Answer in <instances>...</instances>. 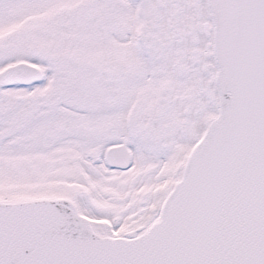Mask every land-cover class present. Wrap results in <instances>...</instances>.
Masks as SVG:
<instances>
[{"label": "snow or ice", "instance_id": "obj_1", "mask_svg": "<svg viewBox=\"0 0 264 264\" xmlns=\"http://www.w3.org/2000/svg\"><path fill=\"white\" fill-rule=\"evenodd\" d=\"M0 264H264V0H0Z\"/></svg>", "mask_w": 264, "mask_h": 264}]
</instances>
